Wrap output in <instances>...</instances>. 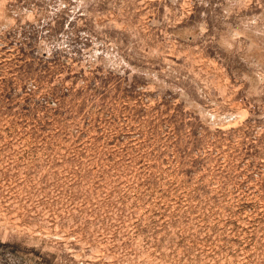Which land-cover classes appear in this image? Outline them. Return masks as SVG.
I'll return each mask as SVG.
<instances>
[{
	"label": "rangeland",
	"instance_id": "obj_1",
	"mask_svg": "<svg viewBox=\"0 0 264 264\" xmlns=\"http://www.w3.org/2000/svg\"><path fill=\"white\" fill-rule=\"evenodd\" d=\"M136 1L0 0V264H264V0Z\"/></svg>",
	"mask_w": 264,
	"mask_h": 264
},
{
	"label": "built area",
	"instance_id": "obj_2",
	"mask_svg": "<svg viewBox=\"0 0 264 264\" xmlns=\"http://www.w3.org/2000/svg\"><path fill=\"white\" fill-rule=\"evenodd\" d=\"M130 5H135L137 3L136 0H129L128 2ZM143 5L147 7H151L153 1H146L142 2ZM139 5V4H138ZM164 5H166V2H164ZM163 5V6H164ZM140 6V5H139ZM167 7V6H166ZM185 13V10H183L182 15ZM242 103V108H234L228 109L223 112H216L215 110H210V115L215 117H232V118H247L250 117V114H252L255 118H263L264 117V101H250L248 98L239 99V103Z\"/></svg>",
	"mask_w": 264,
	"mask_h": 264
}]
</instances>
